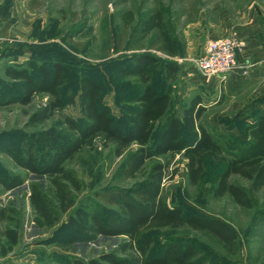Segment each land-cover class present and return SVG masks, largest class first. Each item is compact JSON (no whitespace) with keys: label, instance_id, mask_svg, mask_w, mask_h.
<instances>
[{"label":"rangeland","instance_id":"rangeland-1","mask_svg":"<svg viewBox=\"0 0 264 264\" xmlns=\"http://www.w3.org/2000/svg\"><path fill=\"white\" fill-rule=\"evenodd\" d=\"M130 11L135 22L127 26L123 16ZM147 20L159 24L148 35L142 27ZM238 34L248 42H264V0H0V140L16 139L18 144L21 134L53 126L64 129L68 117L80 120L79 79L84 73L104 82V102L114 114L125 116L122 107L127 104L129 92L125 86H137L136 79L126 75V69L136 55L151 54L180 69L174 80L162 71L155 83L171 95L172 112L182 115L192 99L200 96L206 108L201 123L227 153L237 152L236 146L249 140L251 127L264 109V80L250 77L255 64L246 62L241 85L226 90L218 81L220 89L201 77L195 61L210 40ZM167 43L172 44L175 56L163 51ZM54 61L69 64L73 71L63 91L66 106L52 119L32 123L30 117L46 105L50 96L37 94L29 105H22L21 83L7 77L5 68L24 67L35 73L40 64ZM118 86L124 87L120 90ZM210 91L218 95L213 97ZM2 150L0 145V172L21 174L25 183L12 191L0 184V208H14L15 220L20 223L18 244L6 255L0 247V264H69L74 257L89 260L114 252L125 241L123 237L100 236L93 243L71 248L62 240L55 241V229L35 224L36 213L29 199L32 184L50 193L49 180L21 169ZM124 159L125 155L117 158L97 142L67 162L66 167L83 185V190L76 193L78 205L101 202L107 207L98 199V193L109 188H131L147 177L155 162H162L167 166L162 198L172 207L182 206L227 221L237 231L238 240L233 248H227L189 227L163 229L156 237V251L167 243V237L175 236L192 239L198 257L207 264H264V188L254 192L247 179L230 177V183L249 191L253 207L245 208L230 195L214 197L211 188L218 168L211 162L207 163L203 181L192 185L188 161L181 154L150 161L128 180L119 177ZM7 226L0 223V235Z\"/></svg>","mask_w":264,"mask_h":264},{"label":"trees","instance_id":"trees-1","mask_svg":"<svg viewBox=\"0 0 264 264\" xmlns=\"http://www.w3.org/2000/svg\"><path fill=\"white\" fill-rule=\"evenodd\" d=\"M123 18L127 26L135 22L131 11ZM158 26L153 20L142 25L146 35ZM171 45L167 43L163 51L175 56ZM129 65L126 75L134 77L137 86H125L129 91L127 104L122 107L125 116H117L104 102V82L84 73L79 79L80 120L68 117L64 129L53 126L21 134L18 144L16 139L0 140L2 151L21 169L49 180L50 193L32 184L29 199L36 213L35 224L55 229V241L62 240L71 248L79 243H93L100 236L125 238L114 252L89 260L74 257L69 264H207L198 257L197 245L189 238L169 236L167 243L155 249L157 234L163 229L174 231L189 227L217 239L227 248H233L238 240L237 231L227 221L182 206L172 207L162 198L167 168L164 163L155 162L147 177L131 188H109L98 193V199L107 207L101 202L78 205L76 193L83 190V185L66 164L99 142L115 157L125 155L119 177L128 180L136 177L150 161L168 154H181L188 161L192 185L203 181L207 163L211 162L218 168L211 188L214 197L230 195L238 205L252 208L249 191L230 183L229 179L239 175L251 182L254 192L264 188V109L251 127L249 140L236 146L237 152L227 153L201 123L206 108L200 96L192 99L179 115L172 112L169 92L156 87L162 71L166 78L174 80L179 74L178 67L151 54L136 55ZM5 74L21 83L19 102L22 105H29L37 94L50 96L46 105L30 117V122L44 123L65 108L63 91L73 75L69 64L62 61L40 64L35 73L24 67L8 66ZM123 87L118 86L120 90ZM24 183L21 174L0 172V184L7 191ZM15 214L14 208H0V223L9 224L0 235L3 255L19 242L20 223L16 222Z\"/></svg>","mask_w":264,"mask_h":264},{"label":"built area","instance_id":"built-area-1","mask_svg":"<svg viewBox=\"0 0 264 264\" xmlns=\"http://www.w3.org/2000/svg\"><path fill=\"white\" fill-rule=\"evenodd\" d=\"M244 47V41L236 35L210 40L201 57L195 61L197 71L209 83L223 81L236 70L243 71L239 56Z\"/></svg>","mask_w":264,"mask_h":264},{"label":"crops","instance_id":"crops-1","mask_svg":"<svg viewBox=\"0 0 264 264\" xmlns=\"http://www.w3.org/2000/svg\"><path fill=\"white\" fill-rule=\"evenodd\" d=\"M238 36L245 43L244 50L239 56L240 64L245 65L246 62L255 64L256 69H253L249 76L252 77L255 81L259 79L264 80V42H248L246 37H243L240 34H238ZM242 75L243 73L241 70H236L233 73L229 74L225 80L219 82L221 84L223 83V87L226 90L230 87L233 89L236 84L241 85V81L243 80H241ZM219 82L217 80H213L210 84L215 85L217 86V88L221 89V85H219ZM211 92L214 93L213 97H216L218 95L217 92L210 91V93Z\"/></svg>","mask_w":264,"mask_h":264}]
</instances>
